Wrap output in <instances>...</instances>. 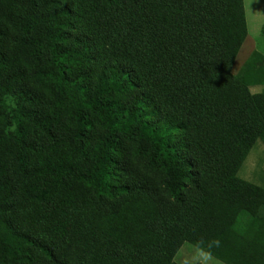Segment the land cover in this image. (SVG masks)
Instances as JSON below:
<instances>
[{
	"label": "trees",
	"instance_id": "obj_1",
	"mask_svg": "<svg viewBox=\"0 0 264 264\" xmlns=\"http://www.w3.org/2000/svg\"><path fill=\"white\" fill-rule=\"evenodd\" d=\"M248 34L244 0H0V264H264Z\"/></svg>",
	"mask_w": 264,
	"mask_h": 264
},
{
	"label": "rangeland",
	"instance_id": "obj_2",
	"mask_svg": "<svg viewBox=\"0 0 264 264\" xmlns=\"http://www.w3.org/2000/svg\"><path fill=\"white\" fill-rule=\"evenodd\" d=\"M246 18L248 24V38L236 60L234 72L247 60L253 51L264 54V0H244ZM253 92H260V88L252 89ZM264 146L258 143L250 153L248 159L242 167L239 177L251 182H255L257 175L254 173L264 169ZM177 264H223L207 253L186 244L182 247L176 257Z\"/></svg>",
	"mask_w": 264,
	"mask_h": 264
}]
</instances>
